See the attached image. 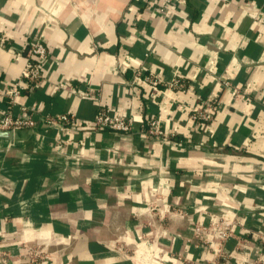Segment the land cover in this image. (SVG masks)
<instances>
[{
    "label": "crops",
    "instance_id": "0c3cea01",
    "mask_svg": "<svg viewBox=\"0 0 264 264\" xmlns=\"http://www.w3.org/2000/svg\"><path fill=\"white\" fill-rule=\"evenodd\" d=\"M159 7L0 0V117L38 119L0 139V264H251L259 246L264 263V0ZM36 38L44 82L10 101ZM101 107L135 132L94 129ZM61 114L75 124L45 125ZM150 117L166 138L139 133Z\"/></svg>",
    "mask_w": 264,
    "mask_h": 264
},
{
    "label": "built area",
    "instance_id": "2783aa9c",
    "mask_svg": "<svg viewBox=\"0 0 264 264\" xmlns=\"http://www.w3.org/2000/svg\"><path fill=\"white\" fill-rule=\"evenodd\" d=\"M159 1L160 7L158 13L161 15L167 14L170 8H172L177 0H156ZM2 41L0 40V43ZM27 63L22 72V75L14 81L9 88L3 92L10 101H14L16 97L20 95L21 92L26 89H34L40 86L43 82L42 75V65L48 58V51L41 40L36 38L31 42L27 51ZM136 79L140 80L148 85L156 88L160 83L158 79L150 76H145L143 73H137ZM173 85L179 86L178 81H174ZM225 87H229L228 82L223 83ZM64 84L59 85L62 88ZM219 109V103L217 100L204 102L201 109L192 114V120L199 123H209L212 121L214 114ZM44 123L51 127H64L72 126L75 121L72 117L67 114H61L58 116H50L44 119ZM38 124L37 112L35 109H22L19 114H13L12 112H7L0 117V130H18L21 128L34 129ZM94 129L98 131H111L115 133L129 134L135 132L132 122L129 119H125L120 115H114L109 113L105 108H100L92 123ZM139 133L145 135L146 137H159L166 138V133L162 129L160 121L156 117H150L145 120L143 127L139 130ZM205 228H200L195 226L193 233L195 237L199 240L205 235ZM209 230V229H208ZM207 230V232H208ZM218 238L222 243V249L220 256L224 257L227 254V243L233 237L229 229V224H224V228L217 232ZM258 251L257 255L253 258L251 264H264L262 262V250L261 247L256 248ZM226 259V264H232Z\"/></svg>",
    "mask_w": 264,
    "mask_h": 264
},
{
    "label": "water",
    "instance_id": "95a60500",
    "mask_svg": "<svg viewBox=\"0 0 264 264\" xmlns=\"http://www.w3.org/2000/svg\"><path fill=\"white\" fill-rule=\"evenodd\" d=\"M17 137L16 130L2 131L0 130V139L14 140Z\"/></svg>",
    "mask_w": 264,
    "mask_h": 264
}]
</instances>
